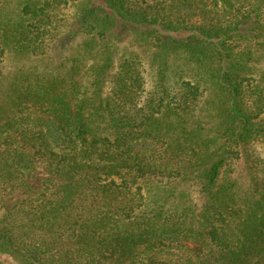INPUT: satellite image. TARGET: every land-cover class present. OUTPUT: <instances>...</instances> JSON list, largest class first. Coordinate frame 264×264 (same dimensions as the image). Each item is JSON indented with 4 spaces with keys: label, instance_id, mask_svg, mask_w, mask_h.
I'll return each instance as SVG.
<instances>
[{
    "label": "trees",
    "instance_id": "trees-1",
    "mask_svg": "<svg viewBox=\"0 0 264 264\" xmlns=\"http://www.w3.org/2000/svg\"><path fill=\"white\" fill-rule=\"evenodd\" d=\"M3 11L0 65L11 51L50 60L55 41L62 55L78 38L71 69L91 63L77 80L22 70L8 87L0 67V255L264 264V163L252 161L264 148V0H25Z\"/></svg>",
    "mask_w": 264,
    "mask_h": 264
},
{
    "label": "rangeland",
    "instance_id": "rangeland-1",
    "mask_svg": "<svg viewBox=\"0 0 264 264\" xmlns=\"http://www.w3.org/2000/svg\"><path fill=\"white\" fill-rule=\"evenodd\" d=\"M23 1L25 0H1V5L3 8V16L7 15H13L17 12V10L20 9ZM72 12V8L63 11V14L65 16L64 24H69ZM62 23V24H63ZM61 24V26H63ZM69 33V29L67 26H64L63 28L60 29V31L54 32V36L56 38H62L65 39L66 36ZM50 37V35H48ZM54 37V38H55ZM79 40V41H78ZM126 40V39H125ZM61 42L60 40L55 41L54 45V50L56 51H51L50 55L52 56V59L47 60L45 58H33L32 60L27 59L26 55H17L15 52L11 51L9 52L3 59L2 64L0 65L1 70L4 73V82L3 86L8 87L10 85V82L13 81V75L16 73H23L22 70L28 71L32 70L33 72L38 74V77L46 76L47 79H56V80H77L81 78L84 73L87 70V67L91 63V61L88 63V61H79L76 62L77 70L75 71L74 69H71L72 67V61L71 59L76 58L77 59V54H76V49L77 47L76 42L78 43L77 46L80 43V39L78 38L74 42L73 49L67 50L65 53L60 55L59 53L61 52L62 48L59 47V44ZM42 43L45 46H48L51 43V39H44ZM58 45V48H57ZM93 56L96 55V52L92 54ZM93 58V57H91ZM68 59V61H66ZM61 65H66L64 67H61ZM35 76V75H34ZM145 79L147 82V89L150 88V82L153 80L152 74H147L145 73ZM0 95H3V91H0ZM5 98L3 96L2 98L0 97V100ZM6 101V100H5ZM2 107V104H0ZM264 146V145H260ZM253 163L258 164V166H261V163H264V148H260V152L255 153V155L252 157ZM252 163V164H253ZM244 167V166H243ZM239 168L238 171H241L242 168ZM41 175L42 172H39ZM232 177V174H231ZM0 264H16L15 260L9 255H0Z\"/></svg>",
    "mask_w": 264,
    "mask_h": 264
}]
</instances>
